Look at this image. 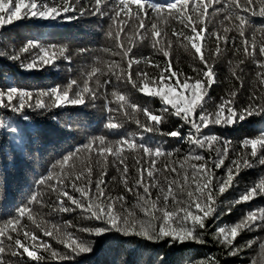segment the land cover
Returning a JSON list of instances; mask_svg holds the SVG:
<instances>
[{
	"label": "snow or ice",
	"instance_id": "obj_1",
	"mask_svg": "<svg viewBox=\"0 0 264 264\" xmlns=\"http://www.w3.org/2000/svg\"><path fill=\"white\" fill-rule=\"evenodd\" d=\"M253 17L264 18V0H0V62L31 73L46 67L59 72L58 61H63L67 65L63 70L69 73L66 83L33 89L23 82H8L11 73L0 65L4 81L0 157L14 167L36 160L44 131L34 117L51 119L70 131L79 128L86 141L61 155L35 180L21 203L6 210L0 221V264H81L82 257L94 255L110 240L128 254L119 264H169L162 249L205 245L209 235L226 257L253 250L256 255L247 264H264V236L243 243L237 239L242 233L264 232V206L247 210L232 225H218L221 215H230L237 205L264 199V129L236 143L212 131L251 118L264 120V24L257 27ZM85 18L99 21L94 30L104 37L102 46L95 47L89 39L18 40L10 30L25 20L56 27ZM138 45L150 47L152 54L137 56L133 49ZM174 45L192 57L191 73L176 66L180 61L172 56ZM77 58L81 68L91 61L90 70L79 77L71 75ZM225 61L229 78L238 83L210 109L209 92L213 85L224 83L216 65ZM122 85L157 98L160 107H141ZM67 107L94 111L118 138L87 133L69 121L61 123L54 110ZM172 119L176 126L165 132L163 126ZM129 122L135 123L136 132L121 131ZM158 135L178 138L187 144V152L179 146L165 147L166 142L154 140ZM136 153L139 158L129 165L128 155ZM81 154H86L84 159ZM158 161H162L159 167ZM109 165L120 173L123 186V192L115 195L106 190ZM256 168L260 175L240 189L242 174ZM130 170L135 171L131 178ZM230 189L239 192L225 209L220 197ZM44 209L47 215L79 210L89 223L45 220ZM45 237L62 247H53ZM177 264H220V260L207 256Z\"/></svg>",
	"mask_w": 264,
	"mask_h": 264
},
{
	"label": "trees",
	"instance_id": "obj_2",
	"mask_svg": "<svg viewBox=\"0 0 264 264\" xmlns=\"http://www.w3.org/2000/svg\"><path fill=\"white\" fill-rule=\"evenodd\" d=\"M254 24L259 27L264 24V18L253 17ZM99 23L95 18H85L80 21H73L71 23H63L59 26L53 27L50 24H45L40 26V22L34 20H25L17 22V24L10 26L11 33L18 40H23L26 37H40L46 42H73L76 43L83 39H89L95 41V47H100L106 43L102 34L97 30H94V25ZM217 27L219 24L217 22ZM106 27V25H105ZM259 34L257 40L259 41ZM2 42V38H0ZM209 45L214 47L212 41H209ZM133 52L137 56H149L152 54V49L150 47L138 45L133 49ZM207 54V53H206ZM173 58H179L180 63L176 66L182 68L186 73H191V68L189 64L193 63L192 57L189 53L185 52L183 48L178 45H174ZM105 58L106 54H105ZM157 60L163 59L162 57L156 56ZM118 59V58H117ZM77 60L73 61L74 71L71 73L72 76L79 77L82 71L90 70L91 61L88 65H85L84 68H81L77 63ZM235 62V61H234ZM61 66V71H54L50 67H46L44 71L39 72H19L13 66L8 65L7 63L0 62V65L11 74L7 77L8 82H23L28 87L33 89L46 88L53 84H63L67 82L69 73L63 69H66L67 65L63 61H58ZM136 67L135 65L133 66ZM141 68H144L145 65L141 64ZM229 66L225 62H220L216 65V71L219 75L220 80L224 81L223 84L213 85L209 95L213 97L209 101L208 107L211 109L218 102L219 97L224 94V92L231 88L235 82L231 80ZM148 71H154L152 68H148ZM246 87L251 90L252 85L250 80L245 77ZM0 83H4L3 80H0ZM129 95V97L141 107H149L153 110L160 107V101L157 98L148 97L144 94L137 92L135 89L128 86H121ZM112 89L109 88V91ZM247 93L241 97V99L246 98ZM207 99V97L205 98ZM56 113L59 114L61 118V123L65 121L72 122L74 124H79L80 127L86 129L87 133L98 135L105 134L109 136L110 139L118 138L116 135L109 133L107 129L104 128V121L101 117L97 116L94 111L89 109H84L82 107H67L64 109H55ZM123 119V117H118ZM139 118L143 121L142 114L139 115ZM34 120L39 122V127L44 131V137L40 143L39 151L36 153V160L32 161L30 164H18L15 167L10 161L5 160L3 157H0V221L6 218V210L13 208L15 205H18L23 200L24 194L29 190L35 180L42 174H44L52 163L58 160L61 155L72 150L75 146L86 142L85 135L81 134L79 128H74L73 130H67L53 122L51 119H42L40 117H34ZM176 126L175 119H172L168 124L164 125V131L167 132L173 129ZM264 129V120L260 118H251V121H246L242 124L235 125L230 128H213L212 131L220 133L223 137L228 138L233 141V143L238 142L245 136H254L258 132ZM136 132L137 126L133 122H129L125 125V129L121 131ZM151 135V134H148ZM155 141L166 142L165 147L175 148L181 147L182 153L187 152V144H182L178 138L167 137V136H156L154 137ZM7 146H5V152H7ZM86 154H81V159H84ZM140 156L139 153L129 154L127 163L133 165L134 160L138 159ZM111 159V158H110ZM79 164V161L77 162ZM227 163V161H226ZM162 164V161H158V167ZM99 169H97V172ZM108 176L106 177L107 189L111 190L112 194L123 192V186L120 183V173H118L114 166L109 165L107 167ZM261 170L259 168L248 170L246 174H242L240 179V189L245 185L249 184L251 181L256 179L260 175ZM130 178L135 175L134 170H130ZM116 176L115 181L112 180V177ZM239 189H230L228 192L223 194L220 197V200L223 202L221 204L222 208L226 209L227 201L233 200L238 195ZM130 195V194H129ZM134 200V198H132ZM264 206V199H256L248 204L237 205L233 208L232 213L222 214L221 219L218 222L219 226L232 225L233 223L239 221V219L244 215L247 210L255 209L258 207ZM48 210L44 209L41 215L45 220L54 221L60 224H63L65 221H70L73 225H83L89 223L81 218L79 210L77 212L71 213H62L57 215H47ZM39 219V217H38ZM215 231V228L212 229ZM255 235L264 236V232H255V233H242L238 237V242L243 243L247 239H251ZM208 241L205 245L199 244H189L186 245L180 251H169L168 249H162L161 254L168 253L167 260L169 264H177L178 261H182L186 258H201L207 256H215L220 260V264H247V261L252 256L256 255V252L249 250L245 255L238 257H226L222 252L220 246L212 242L211 236H206ZM45 240L52 243L53 247L61 248L62 246L57 244L56 241L52 238L45 237ZM124 246L119 245L114 241H106L101 245V250L96 252L94 255H89L81 258V264H113L115 261L116 264L123 259H127V252L118 251ZM5 259H8L6 256ZM14 259V258H13ZM257 259H260L257 256ZM53 264H59L57 261H53Z\"/></svg>",
	"mask_w": 264,
	"mask_h": 264
}]
</instances>
